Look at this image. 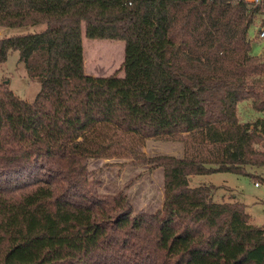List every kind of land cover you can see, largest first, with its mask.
I'll use <instances>...</instances> for the list:
<instances>
[{
	"label": "trees",
	"instance_id": "1",
	"mask_svg": "<svg viewBox=\"0 0 264 264\" xmlns=\"http://www.w3.org/2000/svg\"><path fill=\"white\" fill-rule=\"evenodd\" d=\"M253 19L227 0H0V29L43 25L0 36V64L16 52L38 84L25 102L0 83V264H264L244 205L189 186L264 168ZM81 28L123 41L121 77L85 74ZM243 101L261 117L240 123ZM160 137L183 155L161 166L159 209L132 214L123 194L96 192L88 159L142 160L127 138Z\"/></svg>",
	"mask_w": 264,
	"mask_h": 264
},
{
	"label": "rangeland",
	"instance_id": "2",
	"mask_svg": "<svg viewBox=\"0 0 264 264\" xmlns=\"http://www.w3.org/2000/svg\"><path fill=\"white\" fill-rule=\"evenodd\" d=\"M256 23L249 27L247 38L250 41V54L259 56L264 53V40L256 38ZM42 28L43 25L3 28L0 29V36L36 33ZM81 46L85 74L94 77L111 74L122 76L123 41L87 39L81 28ZM0 83L6 84L16 97L25 102H30L38 91V84L26 76L22 64L17 61L16 52H9L6 60L0 64ZM237 117L240 123H252L261 115L251 109L248 101H243L237 105ZM114 135L119 134L115 132ZM127 144L135 153L142 152L143 159H88L86 170L89 178L97 181L96 192L99 194H123L131 206L132 214L153 213L161 205V166L167 160L182 157L183 141L164 137L144 140L127 138ZM244 169L249 176L224 172L192 176L189 186H212L213 201L242 203L250 224L264 228V168ZM255 182L258 183L257 187L253 185Z\"/></svg>",
	"mask_w": 264,
	"mask_h": 264
},
{
	"label": "built area",
	"instance_id": "3",
	"mask_svg": "<svg viewBox=\"0 0 264 264\" xmlns=\"http://www.w3.org/2000/svg\"><path fill=\"white\" fill-rule=\"evenodd\" d=\"M227 1L243 3L254 11V19L252 21V24L257 22L256 38L258 40H264V0H227ZM253 185L257 187L258 183L255 182Z\"/></svg>",
	"mask_w": 264,
	"mask_h": 264
}]
</instances>
